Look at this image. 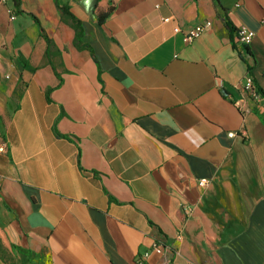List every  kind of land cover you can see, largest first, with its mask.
Returning a JSON list of instances; mask_svg holds the SVG:
<instances>
[{"label":"crops","instance_id":"crops-1","mask_svg":"<svg viewBox=\"0 0 264 264\" xmlns=\"http://www.w3.org/2000/svg\"><path fill=\"white\" fill-rule=\"evenodd\" d=\"M19 1L0 0V264H264V97L242 92H264V0Z\"/></svg>","mask_w":264,"mask_h":264},{"label":"built area","instance_id":"built-area-1","mask_svg":"<svg viewBox=\"0 0 264 264\" xmlns=\"http://www.w3.org/2000/svg\"><path fill=\"white\" fill-rule=\"evenodd\" d=\"M165 22L169 21V19H165ZM211 23L209 21H206L202 24L195 25L189 29H187L183 33V42L185 44H191L195 39H197L205 30L210 28ZM175 33L179 32L178 27H175L173 30ZM254 37V33L247 30L245 27H240L236 31V39L238 43H240L243 46L250 45L252 39ZM242 92L245 95L247 99H250L254 102H259L264 97V92L260 91L256 88L251 76L247 75L244 80V84L242 86ZM234 107L240 111L241 113H248L249 110L246 106H244L241 101H235L233 103ZM229 138H233L236 136H239L241 138H245L246 134L244 131L240 132L239 134L236 133H228L227 135ZM5 150L3 148H0V152H4ZM209 182L206 179H201L197 182V185L199 188H205L208 186ZM152 251L156 253L157 255H161L163 253L162 248L159 245H153ZM148 253L144 254V257H148ZM159 264H165V263H159Z\"/></svg>","mask_w":264,"mask_h":264},{"label":"trees","instance_id":"trees-1","mask_svg":"<svg viewBox=\"0 0 264 264\" xmlns=\"http://www.w3.org/2000/svg\"><path fill=\"white\" fill-rule=\"evenodd\" d=\"M12 3H13V7H14L15 9H18V8H19V5H20V1H19V0H12ZM59 11H60L61 16H62L63 18L68 19V20L70 21L71 25L76 29V34H75V38H74V45H75V47H76L77 49H82V48H84V47L81 45L80 40H79V39H80V26H79V22H78L75 18H73V17L68 13V11H67V9H66L65 7L60 8ZM109 13H110V10H109L108 12H106V13H100V14L98 15V24H99V25H102L104 19H106V18L108 17ZM40 36H41V37L45 40V42L48 44V39H47L46 36L42 33V31H41V33H40ZM46 98H47V101H49L48 92H47V96H46ZM55 134H56L57 136H59V137H63V136H61V135H58L56 132H55ZM12 249H13V250H16L15 247H12ZM17 250H18L19 252H21L22 254L26 255L28 258H29V256H32V257L35 256L34 253H31V252H29L28 250H27V251H26V250H20V249H17ZM0 254H1V258H2V249H1V246H0Z\"/></svg>","mask_w":264,"mask_h":264},{"label":"rangeland","instance_id":"rangeland-1","mask_svg":"<svg viewBox=\"0 0 264 264\" xmlns=\"http://www.w3.org/2000/svg\"><path fill=\"white\" fill-rule=\"evenodd\" d=\"M33 258V257H32ZM32 258H29L31 261H32ZM33 262V261H32ZM35 264H37V263H35Z\"/></svg>","mask_w":264,"mask_h":264}]
</instances>
